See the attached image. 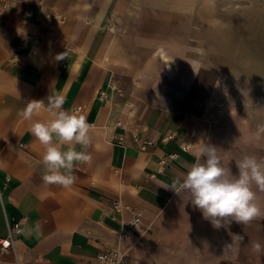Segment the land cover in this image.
Instances as JSON below:
<instances>
[{
	"label": "crops",
	"instance_id": "0c3cea01",
	"mask_svg": "<svg viewBox=\"0 0 264 264\" xmlns=\"http://www.w3.org/2000/svg\"><path fill=\"white\" fill-rule=\"evenodd\" d=\"M126 2L0 0V237L21 223L10 246L0 245V264H103L97 255L109 248L117 264H264V250H252L264 249V217L216 229L187 192L170 188L205 144L233 174L241 157L180 91L145 75L153 56L164 66L155 50L166 48L129 23ZM17 52L21 63L10 59ZM51 95L94 125L92 160L76 164L70 189L43 182V147L18 115ZM253 191L264 209V192Z\"/></svg>",
	"mask_w": 264,
	"mask_h": 264
},
{
	"label": "rangeland",
	"instance_id": "374dc122",
	"mask_svg": "<svg viewBox=\"0 0 264 264\" xmlns=\"http://www.w3.org/2000/svg\"><path fill=\"white\" fill-rule=\"evenodd\" d=\"M127 2L119 6L128 8L129 23L174 60L172 76H161L156 56L145 75L180 91L235 156L264 160V0Z\"/></svg>",
	"mask_w": 264,
	"mask_h": 264
},
{
	"label": "clouds",
	"instance_id": "9594fccd",
	"mask_svg": "<svg viewBox=\"0 0 264 264\" xmlns=\"http://www.w3.org/2000/svg\"><path fill=\"white\" fill-rule=\"evenodd\" d=\"M64 104L63 96L51 95L47 104L44 100L29 101L18 115L29 123V131L43 147V182L70 189L77 179L76 164L92 160L87 149L92 142L90 133L94 125L78 109L65 110ZM42 112L47 113V119H38ZM236 168L238 173L233 174L230 167L223 166L216 147L205 144L197 153L196 161L186 173L173 180L170 188L177 194L187 192L189 201L216 229L232 221L247 225L264 217V209L257 203L253 191L255 185L264 192V160L245 155L236 162ZM232 237L240 242L244 240L241 235ZM252 250L261 253L264 249L256 242Z\"/></svg>",
	"mask_w": 264,
	"mask_h": 264
},
{
	"label": "built area",
	"instance_id": "2783aa9c",
	"mask_svg": "<svg viewBox=\"0 0 264 264\" xmlns=\"http://www.w3.org/2000/svg\"><path fill=\"white\" fill-rule=\"evenodd\" d=\"M3 1V5L2 7H5L7 5V2L8 0H2ZM30 40V39H29ZM32 43H35L36 42V37L31 39L30 40ZM13 58L11 59L12 62H19L21 63L22 61H24V57L22 55H20V53H14ZM100 97L103 96V92L100 93L99 95ZM74 109H80L79 106H76L74 107ZM125 132L124 131L123 133H121L118 137V142L120 144H122L123 146H126L127 144V138L125 136ZM132 139L133 140H136L137 137L135 135L132 136ZM151 139L150 138H147L145 140H143L139 146L141 148H144L146 145L148 144H151ZM116 208H117V205H116ZM139 219H140V212H135L134 216L132 217L130 223L132 224H138L139 223ZM20 222H13V223H10L8 224L7 226V230H8V236L5 237V238H2L0 237V245L1 247H8L10 246V243H11V233L15 232V233H18L20 231ZM97 258L98 260L103 263V264H117L118 262V255L117 253L112 249V248H109V249H106L102 252H100L98 255H97ZM128 264H133V263H128Z\"/></svg>",
	"mask_w": 264,
	"mask_h": 264
},
{
	"label": "bare ground",
	"instance_id": "6f19581e",
	"mask_svg": "<svg viewBox=\"0 0 264 264\" xmlns=\"http://www.w3.org/2000/svg\"><path fill=\"white\" fill-rule=\"evenodd\" d=\"M156 55L159 57V59L164 63V66L162 68V70L160 71L161 72V75L163 77H169V76H172L173 74V70H174V60L173 58L165 53L162 49H158L157 51H155ZM197 72V71H196ZM160 74V73H159ZM195 76V75H194ZM183 80V79H182ZM207 80V79H206ZM199 81V77L196 76V81L195 82H198ZM204 82V81H203ZM206 83V82H205ZM208 83V82H207ZM206 92V91H205ZM199 97V96H198ZM183 98V96H182ZM178 101V100H177ZM212 102H208V104H210Z\"/></svg>",
	"mask_w": 264,
	"mask_h": 264
}]
</instances>
